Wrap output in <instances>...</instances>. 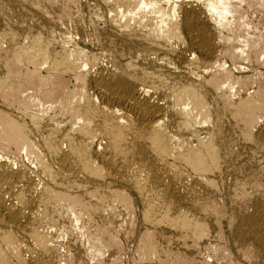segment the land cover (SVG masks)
I'll return each instance as SVG.
<instances>
[{
	"label": "bare ground",
	"instance_id": "1",
	"mask_svg": "<svg viewBox=\"0 0 264 264\" xmlns=\"http://www.w3.org/2000/svg\"><path fill=\"white\" fill-rule=\"evenodd\" d=\"M161 1L0 0V264H264V0Z\"/></svg>",
	"mask_w": 264,
	"mask_h": 264
},
{
	"label": "rangeland",
	"instance_id": "2",
	"mask_svg": "<svg viewBox=\"0 0 264 264\" xmlns=\"http://www.w3.org/2000/svg\"><path fill=\"white\" fill-rule=\"evenodd\" d=\"M164 1L165 0H162L161 1L162 4H165ZM241 11L245 12L247 19L252 20L253 23H254L249 28V30H247L248 33L250 34V36L253 37L254 39H256V37L259 36L260 34H264V4L262 6H249V5H247L245 3V4H242ZM235 25H236V22H234L233 28L235 27ZM228 59L229 58H225L224 59L226 61V67L227 68H229L231 66V62ZM28 69H29V71H34L35 69H37L38 72H39V76H41V77H45L48 74V67L46 65H43V64L42 65H38L37 68L35 67L34 64L33 65L29 64ZM30 93H31V91H29L26 94H30ZM0 102H3L2 98H0ZM1 106H4L5 107V105H1ZM14 155L16 157H19V159L24 155L20 159V160H22L21 162H23V164L25 166H27V167H29V168H31L33 170H35L37 168L36 162H35L36 160L33 159L34 158L33 156H30V157L28 156L27 157L25 155V152H20V154H17V155H16V153H14ZM12 157H14V156H12ZM20 160L18 162H20ZM113 207H115L116 209H118L119 211H121V213L123 214V217L125 216L124 217L125 219H129L128 217L131 218V216L128 215V210L121 204V202H115L113 204ZM127 215H128V217H127ZM74 231H75L74 234H76V236H78L80 234L81 237L78 236L79 239L82 238V242L85 243V241H84L85 238L81 234L82 231L80 229H78V227L76 229H74L73 232ZM79 232H81V233H79ZM206 257H207V260H208L209 263L212 264L214 262V259L213 258L208 257V256H206Z\"/></svg>",
	"mask_w": 264,
	"mask_h": 264
}]
</instances>
